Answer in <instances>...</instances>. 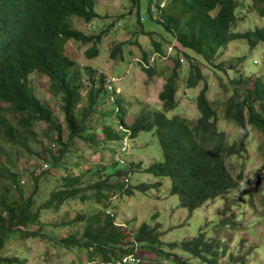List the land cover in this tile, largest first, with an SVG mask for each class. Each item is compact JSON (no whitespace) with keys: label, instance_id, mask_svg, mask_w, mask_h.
Wrapping results in <instances>:
<instances>
[{"label":"trees","instance_id":"16d2710c","mask_svg":"<svg viewBox=\"0 0 264 264\" xmlns=\"http://www.w3.org/2000/svg\"><path fill=\"white\" fill-rule=\"evenodd\" d=\"M128 1V13L115 19L131 16L135 6L137 21L142 27L141 0ZM147 1V20L161 26L173 40L171 43L163 37L167 43L164 48L157 31H146L150 38L156 37L151 38L153 52L166 59L168 73L156 71L155 56L149 59L145 51L138 62L147 75L167 76L159 93L162 111L142 112L132 124H126L125 107L106 88L103 71L99 73L90 66L79 71L77 62L65 53V45L71 41L88 46L84 49L88 59L100 54L102 36L116 26V21H110L96 33L78 30L68 22L75 16L90 24L93 18L99 17L96 0H0V147L3 140L16 151L12 158H5L3 147L0 148V264L30 263L28 253L36 244L30 245L34 239L52 241L56 253L50 254L45 248L40 257L53 258L55 264H71L73 260L66 262V256L76 253L79 257V252H88L107 264L133 252L134 243L138 255L146 259L137 264H221L220 261L250 264L245 255L251 251L243 255L231 251L224 242L225 236L211 237L213 228L207 224L191 239L165 242L156 217L150 227L149 223L142 222L131 231L127 224L116 222L115 214L110 211L118 194L134 195L137 189L144 195L151 187L161 185V181L131 184L135 169H142L155 177L168 178L169 192L178 197L179 206L189 213L209 200L220 198L223 207L218 209L214 227H237L236 211L229 212V209L238 203L228 195L240 189L242 182L228 171L226 159L242 160L247 152L248 125L264 136V64L262 72L243 78L242 75L232 78L224 72L223 63L215 64L220 51L231 41L243 39L251 49L260 42L264 44V26L246 31L234 29L249 11L264 17V0ZM160 2L164 3L162 7ZM152 3H156L154 9H151ZM92 26L96 28L93 24L90 30ZM122 44H112L110 58L117 56L115 60H121ZM183 61L187 64L186 89L199 87V90L194 97L183 92L178 99ZM32 72L48 77V90L55 102L48 104L37 97L31 85ZM80 74H86L89 79L85 91ZM94 74L99 77L97 84ZM213 78H217L215 85L224 95L221 101L209 96ZM183 99L193 101L198 111L195 120L178 114L166 116ZM219 104L220 109L216 108ZM220 111L222 118L230 123L226 128H238L236 139H230L220 126ZM58 113L62 114L61 121ZM11 117L16 118L23 134L40 126L44 146L37 144V140L24 146L14 131ZM115 120L128 132L121 131L113 123ZM152 129L162 161L142 167L138 158H124L130 149L118 152L123 137H136L140 131ZM65 131L68 134L64 137ZM76 141L93 144L90 159L81 156ZM258 148L264 155V140ZM115 153L121 155L122 162L115 158ZM21 158L28 163L26 160L19 163ZM105 158L110 162L104 164ZM80 168L82 173H78ZM120 174L121 177L128 175L125 182L121 177L116 181ZM255 177L259 184L261 178ZM249 196L252 201L251 192L241 194L244 199ZM260 203L264 206V192ZM57 231L63 236L58 241L50 239ZM4 240L15 248L17 241L20 242L18 253L4 254L7 251ZM59 250L63 254L61 259ZM226 256L227 261L223 260Z\"/></svg>","mask_w":264,"mask_h":264},{"label":"rangeland","instance_id":"374dc122","mask_svg":"<svg viewBox=\"0 0 264 264\" xmlns=\"http://www.w3.org/2000/svg\"><path fill=\"white\" fill-rule=\"evenodd\" d=\"M128 3V0H96L95 7L100 16L93 18L90 24H86L81 18L71 16L68 19L70 26L86 33L99 32L104 29L110 21L113 22L114 20L116 21V26L110 27V31L102 36V41L99 44L100 54L98 56L91 59L86 58L84 49L88 46H80L76 42L71 41L65 45V53H69L71 55L70 58L77 62L79 71L85 66H90L105 72L107 77L111 78V82L114 81V77L111 76L116 77V80L111 85L114 88L113 93L116 98L122 101L125 107L123 120L126 124H132L134 119L142 112L154 113L162 111V101L159 98V93L163 83L167 79L166 74L161 78L154 73L147 75V73L144 72L140 63H138L142 58L143 51L146 52V55L148 54L149 59H153V56H155L156 71L163 70L165 73H168L166 59L164 60L153 52L151 38L156 37L152 35L150 38L146 34V31L147 29L157 31V38L160 39L164 48H166L167 43L162 39L163 37L171 40V43H173V40L170 34L165 32L161 26L151 20L141 21L143 22V26L140 27L137 21L138 14H136L135 6L131 9V16L125 15L123 20L115 19L116 16L120 14L123 15L128 13ZM147 3V0H141L139 9L140 14L146 13ZM106 15L108 16L106 19L101 17ZM117 22H120L121 25H117ZM93 24L96 25V28L94 29L92 27L93 30H90L89 28H91ZM256 26H264V17L257 15L254 11H249L245 14L244 21L237 24L234 29L237 31H246ZM117 42L123 43V55L121 60L119 59V62L115 60L117 56L114 59L109 56L112 44ZM254 60H256V64L253 63ZM222 63L225 65L224 72L231 75L232 78L239 77L241 76L240 74H242L243 78L245 75H251L253 72H261L263 70L262 65L264 64V44L260 42L255 48L251 49L248 43L243 39L231 41L220 51L219 57L215 60V64ZM183 65L182 72H184V74L179 80L181 87L176 93L178 99L183 92L194 97L199 90V87H197L196 90L194 88L186 89V62L183 61ZM218 72L219 75H222L221 71ZM80 76L82 78L81 81L84 83L85 91L88 89L89 79L86 74H80L79 77ZM98 78L99 77L94 74L95 84H97ZM211 80L214 84L210 88L209 96L218 101L223 100L224 95L219 87L215 85V80H217V78ZM31 85L34 93L40 100L48 104H52L56 101L48 90L49 80L46 75L33 73L31 75ZM116 98L114 97L115 100ZM216 108L220 109V104L219 106L216 105ZM5 113L8 112L5 111ZM175 114L186 117L191 121L198 117V111L193 101L186 99L181 100L174 110L168 111L166 116L170 117ZM219 117L221 121L220 126L225 129L227 136L230 137V139H236L239 136L237 131L238 128L234 126L226 128L230 123L222 118L221 111ZM58 120H62L61 113H58ZM11 122L14 131L21 137L20 140H22L24 146H30L35 140H37V144L44 146L45 138L42 136L40 126L30 132L28 131L29 133L27 134H23V132L20 131V126L16 122V118L11 117ZM247 128L249 130V136L246 138L247 152L243 154L242 160H234L232 157L227 158V165L230 173L235 178H239L240 176L242 179L241 188L230 192L228 195L230 198H234L236 203H238L237 207L229 209V212L236 211L237 220L239 222L236 228L227 227L218 229L214 227L213 222L218 220L217 213L220 212L218 209H222L223 207V201L220 198L209 200L189 213L185 208L179 206L178 197L169 192L170 180L168 178L163 176L155 177L151 173L142 171V169H135L130 179L131 184L134 185L140 182L149 184L161 181V185L157 188L151 187L144 195H140V191L137 189H135L134 195L127 196L125 194H118V197L113 199L110 207V211L113 212L117 218L116 222L127 224L132 231L137 229L142 222L149 223L148 227H150V224L153 225V219L156 217V220L161 223L160 230L163 234L161 239L165 242H179L191 239L197 236L199 234L198 230H200L201 227L205 228L207 224L211 229L213 228L210 232L211 237L225 236L226 239L224 242H226V246L229 249L231 248V251L239 255L251 251L249 254L245 255L246 261L250 262V264H264V206L260 203V197L264 192V156L258 148L264 140V136L250 125H248ZM67 134L68 132L65 131L63 136L65 137ZM1 143L3 145L2 157L12 158L16 154V151L3 140H1ZM75 145L79 148V153L85 159H90L93 156L92 152L94 146L90 142L84 143L76 141ZM128 148L131 152L128 155H123L124 158L130 160L136 157L142 161V167L148 166L152 162L163 160L159 142L153 129L150 131H140L136 137H128ZM76 154L79 155L77 152ZM25 160L26 159L21 158L19 163L25 162ZM109 162L110 161L106 158L103 159L104 164ZM231 164L233 165L232 167L230 166ZM71 170L74 172L76 171L74 168ZM56 171L58 170L56 169ZM82 172L83 169H78V173ZM255 175L261 178L259 184L257 183ZM120 177L121 174L117 176V182H119ZM246 192H251L253 194L252 201H249L250 196L245 199L241 197V194ZM234 193H237V195H234ZM62 236L63 233L57 231V233H52L50 235V239L58 241V238ZM34 243L36 244L33 245V250L28 253V258L30 260L28 264H55V259L53 258H48L47 256L42 259L40 257V252L45 248L50 251V254L56 253L52 241L34 239L30 242V245ZM16 244L17 247L15 248L14 244H7V241L4 240V246L7 248L4 254L12 256L18 253V250L21 248V243L17 241ZM23 246L25 249V243H23ZM176 250L181 252L178 249ZM80 253L84 256L88 255L84 252H79V254ZM57 254L60 256V259L61 255L63 258L61 250L57 251ZM74 257L77 258L76 253L75 256L69 253L65 260L69 262L71 258ZM223 260L227 261L229 257L226 256ZM220 263L222 264L224 262L220 261ZM15 264L20 263L16 262Z\"/></svg>","mask_w":264,"mask_h":264},{"label":"clouds","instance_id":"9594fccd","mask_svg":"<svg viewBox=\"0 0 264 264\" xmlns=\"http://www.w3.org/2000/svg\"><path fill=\"white\" fill-rule=\"evenodd\" d=\"M153 4V3H152ZM144 16V18H142ZM139 19H140V22L141 21H145V20H147V16L145 15V14H142L140 17H139ZM121 23L120 22H117V25H120ZM93 28H94V26H92ZM63 48H64V45H63ZM253 63H255L256 64V60H254L253 61ZM262 72V71H261ZM33 73H35V74H37L36 72H32L31 74H30V79H31V75L33 74ZM105 75H107L105 72H103ZM253 73H260V72H258V71H256V72H253ZM252 73V74H253ZM240 75H242V74H240ZM247 76H249V75H245L244 77H247ZM214 84V83H213ZM183 115H185V114H183ZM186 116V115H185ZM113 123H118L119 124V122L117 121V120H115ZM126 123V122H125ZM121 124V123H120ZM124 126V125H123ZM125 127V126H124ZM126 128V127H125ZM127 129V128H126ZM128 130V129H127ZM122 131V130H121ZM125 132V131H124ZM126 133V132H125ZM124 139H126L125 140V144L123 145L122 143H123V140ZM125 147V149L124 150H128L129 148H128V137L127 136H125V137H123L122 139H121V141L119 142V145H118V152H121V151H124V150H122V147ZM116 155H115V158L117 159V160H119L120 161V159L122 160V158H120V154H118V153H115ZM264 156V155H263ZM120 162H122V161H120ZM226 162H227V159H226ZM229 171V170H228ZM233 176V175H232ZM127 177H128V175L126 174V175H123L122 177H121V180L122 181H126L127 180ZM234 177V176H233ZM235 178V177H234ZM238 180H241L242 181V179L240 178V176H239V178H237ZM230 228H236V227H234V226H232V227H230ZM87 254H88V252H87ZM71 255H74L75 256V254L74 253H71ZM70 258V257H69ZM142 259V258H141ZM71 260H73V262L71 263V264H104V261L102 260V259H100V258H96V257H94V256H90L89 254L87 255V256H84L83 254H80L79 255V257L77 256V258H71ZM146 261V259H142V262L143 261ZM148 261H150V260H148ZM107 264H109V263H107Z\"/></svg>","mask_w":264,"mask_h":264},{"label":"built area","instance_id":"2783aa9c","mask_svg":"<svg viewBox=\"0 0 264 264\" xmlns=\"http://www.w3.org/2000/svg\"><path fill=\"white\" fill-rule=\"evenodd\" d=\"M155 4L156 3L151 4V9H154ZM163 5H164V3L163 2H160L159 6L162 7ZM142 18H144V16ZM169 47L170 46H168L167 50H170ZM99 73H100V70H99ZM111 77H114V81L116 80V77L115 76H111ZM110 79L111 78H108L107 75H105V86H106L107 89H110L113 92L114 91V88L111 85H112V83H114V81L111 82ZM110 100H111V102H113V99L112 98H110ZM116 124H117V127L120 130L125 131V132H128V130L122 124H120V123L119 124L116 123ZM125 140L126 139L123 140V143H122L123 145L125 144ZM124 149H125V147L123 146L122 147V150H124ZM120 161H122V160L120 159ZM133 245H134L133 252L128 253V254L123 255V256H120L116 260H113L112 262H109V264H128V263H130V264H137L138 262H142L141 257L137 253V250H138L137 244L134 243Z\"/></svg>","mask_w":264,"mask_h":264}]
</instances>
